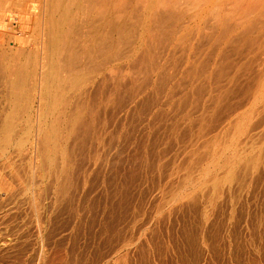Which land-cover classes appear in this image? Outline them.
<instances>
[{"label": "rangeland", "instance_id": "374dc122", "mask_svg": "<svg viewBox=\"0 0 264 264\" xmlns=\"http://www.w3.org/2000/svg\"><path fill=\"white\" fill-rule=\"evenodd\" d=\"M0 264H264V0H0Z\"/></svg>", "mask_w": 264, "mask_h": 264}, {"label": "bare ground", "instance_id": "6f19581e", "mask_svg": "<svg viewBox=\"0 0 264 264\" xmlns=\"http://www.w3.org/2000/svg\"><path fill=\"white\" fill-rule=\"evenodd\" d=\"M102 2V1H101ZM105 2V1H104ZM94 3V2H93ZM111 3V2H110ZM113 5V4H112ZM111 5V6H112ZM100 6V5H99ZM102 6V5H101ZM108 6V5H107ZM60 7V6H59ZM34 13V12H33ZM68 13H69V9H66V11H65V15L63 16L64 17V20H65V18H66V16L68 15ZM63 19V18H62Z\"/></svg>", "mask_w": 264, "mask_h": 264}]
</instances>
